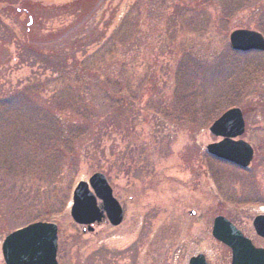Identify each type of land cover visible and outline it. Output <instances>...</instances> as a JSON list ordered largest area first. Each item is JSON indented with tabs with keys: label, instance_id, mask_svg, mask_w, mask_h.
<instances>
[{
	"label": "rangeland",
	"instance_id": "374dc122",
	"mask_svg": "<svg viewBox=\"0 0 264 264\" xmlns=\"http://www.w3.org/2000/svg\"><path fill=\"white\" fill-rule=\"evenodd\" d=\"M236 30L264 38V0H0V102L9 118L0 130V264L4 237L34 221L57 226L58 264H187L199 254L217 264L225 257L211 236L217 216L264 249L252 227L264 216V52L255 53L256 77L235 84L241 68L225 55ZM80 62L91 72L79 80L56 68ZM182 76L197 95L188 111L173 103ZM104 82L112 92L127 86L135 111L110 119ZM74 85L88 117L76 122L87 135L74 152L82 146L85 154L62 159L56 187L39 186L37 170L8 174L4 148L26 150L32 137L25 134L35 135L29 157L37 160L32 126L40 109L53 114L56 91ZM232 108L245 122L238 139L253 150L245 172L205 153L219 141L209 127ZM64 152L60 147L58 161ZM96 173L106 178L122 221L82 232L69 215L71 195Z\"/></svg>",
	"mask_w": 264,
	"mask_h": 264
},
{
	"label": "water",
	"instance_id": "95a60500",
	"mask_svg": "<svg viewBox=\"0 0 264 264\" xmlns=\"http://www.w3.org/2000/svg\"><path fill=\"white\" fill-rule=\"evenodd\" d=\"M217 1V0H212ZM229 46L236 52H264V39L254 31L236 30L228 38ZM209 133L221 140L207 145L208 155L240 169H246L253 157L249 144L237 140L244 133V121L239 109H230L215 120ZM97 200L101 202L97 206ZM106 216L112 226L122 221V211L113 198L105 177L96 173L87 182H79L72 193L70 217L80 226L100 223ZM255 234L264 239V216L252 221ZM85 230H83L84 232ZM211 236L231 252L230 264H264V249L255 248L251 242L225 218L213 219ZM57 227L52 223L38 222L7 235L1 245L4 264H57ZM188 264H207L203 255L189 259Z\"/></svg>",
	"mask_w": 264,
	"mask_h": 264
},
{
	"label": "trees",
	"instance_id": "16d2710c",
	"mask_svg": "<svg viewBox=\"0 0 264 264\" xmlns=\"http://www.w3.org/2000/svg\"><path fill=\"white\" fill-rule=\"evenodd\" d=\"M236 12V6L233 5L230 8V13L233 14ZM194 15H196V13ZM229 55L230 60L228 61V65H232L236 68H241V71L239 72L238 70H236V68L232 69L233 75L235 72H238V75H235V79H237V82H235V84L241 83L243 80H249L251 82L252 75L256 77V74L260 70L257 69L255 72L252 73L253 70L251 69V67L254 66L257 63L256 61L259 59L255 56L256 54L237 53L228 50L227 55H225V57H228ZM56 68H63L64 70L66 69L67 71L65 72L74 75L77 80H79L82 75H84L83 77H85V74H89V72H91L85 68L83 62H80L78 66L64 68L59 65ZM63 69H59L58 72L61 73ZM195 71L199 72L198 69H195ZM232 79L234 78L232 77ZM183 80L186 82L184 76H182V84H176L174 90L175 93L173 91V103L175 107L176 103L178 105L181 104L183 107L182 110L188 111L187 109H192L193 107L195 99L193 96L197 95L194 93L195 90L190 92L189 86L187 85L188 83L186 82L184 85ZM178 82H180L179 79ZM101 84L102 88L105 90L104 103L109 111L108 114L110 115V119H112L115 114H117L116 116H118L119 114H125L129 110L135 111L134 102L136 101V96L133 94L129 95L130 92L128 91L127 86L121 85L118 92H112V90H110L106 85V82ZM151 88L153 89L155 88V86ZM140 90L142 91L144 89L142 88ZM64 92H73L75 94V99L73 101L69 100L63 94ZM79 92L80 91L76 85L58 89L54 95V113L49 115L48 113H44L43 115L40 109L39 115L41 116L39 117V119L36 120V126H32L33 131L36 130L38 148L40 150L39 158L37 160H32L29 157L30 152L34 154L33 146H36L34 142L35 135L25 134V136L32 137V141L28 140L26 144L23 142L26 150H20L18 148H15L13 150L14 152H5L7 148H4L3 155L7 158L6 172L8 174L12 173L15 170L13 174L27 176L29 172H35L37 170V184L39 186L42 185L43 181H45L47 182L48 186L56 187V182L53 181L54 179H52V176L56 171L60 170L59 166H61L62 159L65 156L74 158L76 156L79 157L81 154H85L86 150H84L82 146L78 149L79 152L77 154L74 152L75 145L83 142L86 138L85 136L87 135L86 128L81 127L80 124H76V122L88 120V117L85 115L86 106L84 102L81 101V99H78ZM160 105L161 104H159V106ZM5 110L6 103L0 102V119H2L0 121V130H3V123L5 122V120H9L8 117L5 118V116L8 115L5 113ZM160 110H162V108L159 109V111ZM60 147H62L65 152L62 156H60V160L58 161ZM11 158L14 159V162L10 161ZM213 161L216 164H224L214 158ZM236 170H238L239 172H245L244 170ZM23 189H27V185H24ZM23 204L25 206V203ZM19 208H21V206H19ZM9 210L11 211V213L16 215L14 212L16 211V208H9ZM224 251L225 257H229V252L226 249H224Z\"/></svg>",
	"mask_w": 264,
	"mask_h": 264
},
{
	"label": "flooded vegetation",
	"instance_id": "af4514ba",
	"mask_svg": "<svg viewBox=\"0 0 264 264\" xmlns=\"http://www.w3.org/2000/svg\"><path fill=\"white\" fill-rule=\"evenodd\" d=\"M207 263H208V261H207ZM208 264H210V263H208ZM217 264H230V257H226V258L221 259L220 262Z\"/></svg>",
	"mask_w": 264,
	"mask_h": 264
}]
</instances>
